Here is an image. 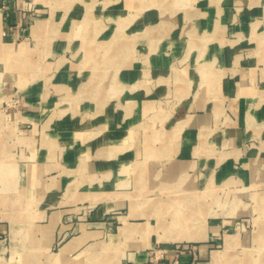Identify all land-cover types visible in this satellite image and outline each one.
Masks as SVG:
<instances>
[{
    "label": "crops",
    "instance_id": "obj_1",
    "mask_svg": "<svg viewBox=\"0 0 264 264\" xmlns=\"http://www.w3.org/2000/svg\"><path fill=\"white\" fill-rule=\"evenodd\" d=\"M0 47V64L25 63L0 75L5 96L22 94L10 125L27 211L10 222L22 223L12 237L28 242L27 264L44 252L42 264H75L110 221V243L88 250L114 264H207L229 221L203 213L167 236L140 205L232 178L264 184V0H0ZM86 202L89 223L51 255ZM157 242L168 246L155 262ZM7 251L0 240V264Z\"/></svg>",
    "mask_w": 264,
    "mask_h": 264
},
{
    "label": "rangeland",
    "instance_id": "obj_2",
    "mask_svg": "<svg viewBox=\"0 0 264 264\" xmlns=\"http://www.w3.org/2000/svg\"><path fill=\"white\" fill-rule=\"evenodd\" d=\"M1 50L0 47V55L2 54ZM3 58L5 62L0 64V72L5 69L9 71L21 70L25 66L24 62H11L12 57L10 58L8 55ZM184 71V67L179 65L171 72L176 87L183 85L176 75L180 76ZM7 81L11 80L0 77V120L3 123L0 127V226L2 227L0 240L5 242L8 249L1 258V264H27V258L30 257L26 254L28 242L21 236L22 233L12 237V231L21 230L19 228L22 223L17 221L12 224L10 222L14 218H22L27 211L21 196L22 190L18 185L17 172H15L16 165H19L21 161L17 150L19 142L22 141L10 125L12 121L10 109L16 108L22 103V94L16 91L12 97L5 96ZM166 100H172L171 96ZM260 181L258 178L256 184L245 187L237 178H232L221 185H213L205 190L203 196L198 193L192 198L191 195L181 191L154 192V195H151L153 199L147 200L144 205L140 206L147 212L151 211L155 217L164 219L163 225L169 226L171 231L167 233V236L185 235L190 232L191 229L187 226H191L193 220L203 213L210 215L212 219L227 220L229 224L221 230L220 240L213 245L214 252L207 257V264H264V184ZM207 202H209L208 210L206 205H203ZM95 210V206H90L88 202L74 206L73 212L67 216V219L61 221L63 225L67 224L70 227L65 234L61 233L56 236L50 246L49 253L51 255L58 254L60 247L78 234L79 223H89ZM176 216L181 222L179 223L181 228L173 220ZM200 224L201 222L198 225L201 226ZM114 225L111 221L106 223L102 228L104 230L102 237H96L90 243L88 241L80 249V254L74 255L75 264H114L113 260L116 262L118 255L102 254L100 248L97 249L96 254L88 250L92 244L97 247L108 245L110 239L107 238V235L111 233ZM177 227L179 230L176 229ZM166 246L168 245L165 243H154L148 251L150 260L155 262L161 260L167 252ZM37 257L38 264H42V260L48 258V253H41ZM111 259H113L112 262Z\"/></svg>",
    "mask_w": 264,
    "mask_h": 264
},
{
    "label": "bare ground",
    "instance_id": "obj_3",
    "mask_svg": "<svg viewBox=\"0 0 264 264\" xmlns=\"http://www.w3.org/2000/svg\"><path fill=\"white\" fill-rule=\"evenodd\" d=\"M173 220H174V222L176 223V225H179V227L181 226V224H179V223H181V222H180L179 218H177V216L174 217ZM179 227H177L176 229L179 230V229H178ZM180 228H181V227H180ZM161 236L163 237V236H165V235H161ZM162 239H163V238H162Z\"/></svg>",
    "mask_w": 264,
    "mask_h": 264
}]
</instances>
